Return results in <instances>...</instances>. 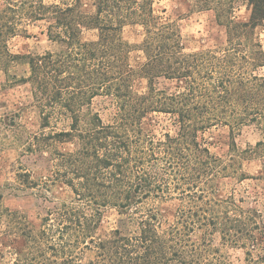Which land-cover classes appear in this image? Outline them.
<instances>
[{
    "label": "trees",
    "instance_id": "obj_1",
    "mask_svg": "<svg viewBox=\"0 0 264 264\" xmlns=\"http://www.w3.org/2000/svg\"><path fill=\"white\" fill-rule=\"evenodd\" d=\"M159 1L94 0L87 13L81 0H0V68L28 65L14 81L30 85L41 127L51 130L37 144L73 145L51 155L52 175L44 181L45 189L58 183L70 192L48 208L41 238L34 237L42 254L58 258L51 264H232L229 249L244 250L246 264H264V212L219 188L225 178L256 179L264 199V48L256 35L264 0H183L213 11L225 29L224 45L197 51H187L175 21L156 13ZM241 6L250 12L245 21L234 15ZM37 22L55 49L12 53L8 39ZM126 24L143 31L145 59L136 70L122 37ZM84 30L95 37L85 39ZM137 78L146 80L140 94ZM97 99L105 120L92 110ZM158 114L170 124L159 135L143 127ZM247 125L260 138L241 149L232 136ZM223 126L231 134L226 159L205 137ZM250 160L261 163L256 176L243 170ZM168 201L177 203L170 222L158 206ZM111 208L122 217L101 236ZM18 243L13 247L23 255Z\"/></svg>",
    "mask_w": 264,
    "mask_h": 264
},
{
    "label": "rangeland",
    "instance_id": "obj_2",
    "mask_svg": "<svg viewBox=\"0 0 264 264\" xmlns=\"http://www.w3.org/2000/svg\"><path fill=\"white\" fill-rule=\"evenodd\" d=\"M93 2L94 0H81L82 10L93 13L95 11ZM154 8L156 13L179 25L187 51L215 49L224 45L225 29L217 23L213 11L196 10L183 0H161L155 3ZM249 14V10L241 6L234 15L236 20L245 21L249 18ZM95 35V30H84L83 33L85 39L94 38ZM256 35L264 48V23L257 28ZM122 37L132 46L130 62L136 70L145 59L139 49L143 38L141 26L124 25ZM7 45L12 53L38 54L47 49H55V45L47 40L43 22L28 26L27 34L9 38ZM27 72L28 65L21 62L10 66L8 73L0 68V264H13L23 256L28 260V264H51L52 260L58 259L49 253L50 250H45L46 254H42L37 242L35 246L34 237L37 240L41 238V231L45 229L43 218L48 208L52 207L54 202L70 199L69 190L61 184H51L45 189V178L52 175L51 155L56 150L71 151L73 145L50 142L37 144L36 141L42 140V135L49 134L51 130L41 127V114L32 102L30 85L14 81ZM163 84L161 81L159 86ZM145 89L146 80L137 78L134 90L140 94ZM102 107V100L97 99L92 110H100L105 120L107 112L102 111ZM143 127L159 135L166 128H170V124L166 116L158 114L152 117L151 125L146 120ZM205 137L211 142L209 147L214 155L228 158L231 134L227 127L214 128L207 132ZM232 137L237 146L244 149L248 144L254 145L260 134L255 126L247 125ZM243 170L256 176L261 170V163L258 160L244 161ZM24 172H27L29 177L19 175ZM26 178H29L28 181L23 183ZM32 181L38 183V186L31 187L29 182ZM262 186V182L256 179L239 182L235 178H225L220 180L219 188L222 196L235 191L237 198H244L243 207H252L264 212L262 208L264 199L258 194ZM158 206L165 212L169 222L174 219L176 201L161 202ZM121 217L114 208L105 210L98 234L104 236L109 233L118 225ZM18 241L24 244L21 247L23 255L16 253L13 247L20 245ZM228 253L232 264H246L244 250L229 249Z\"/></svg>",
    "mask_w": 264,
    "mask_h": 264
}]
</instances>
